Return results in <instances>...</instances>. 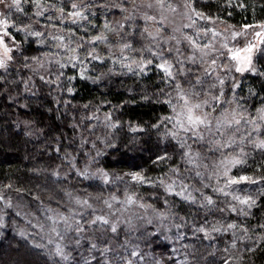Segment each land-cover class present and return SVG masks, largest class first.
<instances>
[{"label": "snow or ice", "instance_id": "1", "mask_svg": "<svg viewBox=\"0 0 264 264\" xmlns=\"http://www.w3.org/2000/svg\"><path fill=\"white\" fill-rule=\"evenodd\" d=\"M130 2L132 7L127 8L122 3H113L112 0L87 5L83 0H71L70 5L56 7L55 10L61 14L57 17L60 24L67 21L77 25L84 33H88L86 25L90 23L86 12L92 8H118L122 14L126 13L123 15V21L136 20L139 13V18L145 22L139 36L141 40L147 41L140 47H136L138 41L134 33L126 31L125 24L120 21L115 28L105 23L102 31L89 34L87 39L85 35H77L71 29H68L66 36L63 29L46 36L44 32L33 30L31 25L25 24L24 27L16 28L17 32H23L26 38L31 37L32 42L40 45L51 41L48 47L56 49L55 52H45L42 58L25 56V61L30 59L32 63H25L24 66L32 68L35 65L33 71H36L45 68L46 63L50 66L55 65V81L49 80L45 83H56L71 99H75L76 85L72 83L74 80L98 84L107 75L115 74L113 70L117 65L127 73L141 78L147 76L154 68L163 86L155 93L144 89L140 99L143 103L164 105L170 113L151 122L147 120L138 123L128 122L125 131L124 124L113 117V112L137 102L135 90L129 89L131 94L123 104L112 105L111 109L104 111L102 123L108 132L103 138L97 137L105 148L113 149L108 155H116V164H122L128 170L120 168L118 171H111L114 165L106 161L99 166L102 163L99 158L104 157L105 152L97 148L95 142L92 144L95 156L88 157L83 169L77 167L78 161L70 153H65L64 156V160L70 165V171L75 170L76 177L99 181V184L92 186L98 193L110 190L112 186H116L117 191H120L122 186L123 199L115 193L110 194L108 198H103L99 194L81 197L65 190L64 195L74 207H69L68 215L55 212L54 217L49 216L48 219L53 220L54 224L63 221L65 232L74 230L77 234L75 239L77 246L80 245L83 234L91 232L88 240L89 255L81 257L82 264H138L136 258H139L140 264H166L162 258L144 260L145 254L138 251L139 245L129 249L130 241L126 240L124 244H119L118 236L121 225L126 232L132 233L138 231V222L152 225L159 221L163 224L174 215L175 201L169 202L167 197H179L190 208L195 206L197 210L205 211L202 221L192 217H181L184 226L191 220L193 235L199 234L203 239H209L213 233L220 234L232 230L233 242L225 247L224 251L228 253V257L222 258V264H243L242 251H232L237 249L236 241L239 240L244 245L248 254L264 251V223L259 224L262 230L259 236L244 228L237 237L236 223L225 224L222 219L212 222L208 220V214L215 210L221 214L227 212L248 217L254 215L252 210L257 207V196L264 198V97L260 98L259 106H255V113L250 112L245 105L248 99L257 93L249 88L247 97L238 98V89L241 85L235 75L252 73L264 79V71L258 70L255 63L258 59H264V22L246 24L242 26V30H237L235 25H228L226 30L228 34L217 40L216 38L222 34L216 30L210 15L206 16L203 11L197 10L195 0H179L177 4H173L171 0H142L140 4H137L136 0ZM224 3L226 8L248 7L247 3H242L241 0H224ZM0 4L6 9L3 18H0V68L6 69L16 58L17 52H21L23 43L18 45L15 39L10 38L14 25L10 23L9 14L26 11L23 5L30 4L37 9L34 15L39 17L44 14L48 5L44 0H0ZM68 7L71 10L64 15ZM145 8L155 10L159 19L156 15L144 12ZM172 14L178 16L181 22L172 28V35L162 39V28L167 31L164 26L171 23L169 16ZM200 20L213 24V27H202L198 24ZM249 28L255 42L248 40L243 46H239L237 38L246 36ZM183 29H191L193 34H186ZM109 34L118 37L115 43ZM201 37L207 42H201ZM229 38L236 43L229 44ZM129 53L137 55L132 56ZM109 62L111 67L100 75H92L87 67L88 64H92L94 68L97 64L104 67ZM187 65L196 66L199 71L193 72ZM69 66L74 70L72 75L63 71ZM65 76L66 82L62 79ZM41 80H44L43 75ZM71 99L65 100L64 103L70 104ZM104 103L108 104L110 101L105 100ZM82 107L89 109L88 104ZM93 107L95 112L86 119L99 120L96 113L101 110V106ZM115 133H122L118 143L112 139ZM153 136H156L155 142L152 140ZM80 143L83 146L87 141L81 138ZM121 147L127 151L121 152ZM62 150V147L57 149ZM128 152L148 153V161L156 167L178 155L181 162L186 165L184 171L192 173L191 178L198 181L199 186L186 183L179 166L169 167L164 177L153 178L148 175L151 169L145 167L148 161L137 162L141 158L129 156ZM254 152H259L261 157L259 161H255ZM250 158L255 163L253 175L248 174V169L253 167L249 163ZM93 166L95 169L91 171ZM173 176L180 180L179 186ZM51 177L53 183H59L62 179L60 171L56 169L52 171ZM63 179H67V173ZM256 185L260 186L257 196L247 192L243 195L237 194L246 186ZM141 188L145 191L160 189L163 192L162 210L155 204L144 202V197L138 192ZM221 196L225 198L223 201L218 199ZM229 197L231 201L228 200ZM0 199H3L2 195ZM93 201L102 203L103 207L98 211ZM220 204L224 206L220 207ZM5 206L11 207V202H6ZM137 209H142L143 212H137ZM2 221L3 218L0 217V227H3ZM175 226L180 228L182 225L178 223ZM51 230L55 231V227ZM20 235L23 236V232ZM143 235L144 233H141V237ZM151 235L153 234L150 233L149 236ZM246 240L250 243H246ZM114 244H119V248L124 249L127 255H121ZM32 247L41 249L42 245L33 244ZM48 255L59 257L64 264L69 261L68 252L59 243L56 244L54 253L49 250ZM209 255L214 256L215 253ZM16 264H27V261L18 260ZM183 264H198V261L190 262L186 259Z\"/></svg>", "mask_w": 264, "mask_h": 264}, {"label": "trees", "instance_id": "2", "mask_svg": "<svg viewBox=\"0 0 264 264\" xmlns=\"http://www.w3.org/2000/svg\"><path fill=\"white\" fill-rule=\"evenodd\" d=\"M70 2L71 0H44L48 8L39 17L34 15L37 9L30 4L23 5L26 11L10 13V23L14 25L10 38L15 39L18 45L23 43L21 52H17L16 58L3 72H0V195L3 196V199H0V217L3 218V227H0V254L1 250H6L9 256L16 254L19 249H15L14 245L18 244L22 249L27 248L29 254L41 264H64L59 257L48 255L49 250L54 253L58 243L64 246L65 251L69 254L67 264H82L81 257L89 255L90 231L83 234L80 245L77 246L75 243L76 232L74 230L65 232L63 221L58 223L57 235L50 233L46 226L49 216L54 217L55 212L68 215L69 207H74L64 195L65 190L74 196L81 197H87L88 194H92V196L99 194L103 198H108L110 194L115 193L120 199H123L122 186L120 191H117L116 186H112L110 190L98 193L92 187L99 184L98 180H83L76 177L75 170L70 171V165L64 160L65 153H70L75 157L78 161L77 167L83 169L88 157L95 156V151L92 149V144L95 142L97 148L103 149L105 152V156L99 158L102 162L99 166H102L106 161L114 165L111 171H118L120 168L127 171L128 169L122 164H116V155H108L113 152V149L105 148L97 140V137L103 138L108 132L102 123L104 111L111 109L112 105L123 104L131 94L129 89H133L137 102L113 112V117L124 124L125 131L128 122L138 123L144 120L151 122L160 116L170 114L166 106L143 103L140 99L144 89L155 93L159 87L163 86L159 74L154 68L147 76L141 78L127 73L117 65L113 70L115 74L107 75L98 84L74 80L72 83L76 85L75 99H71L66 91H62L56 83H45L49 80L55 81V65H49L47 74L39 72L37 69L33 71L35 65L32 68L24 66L25 63H32L30 59L25 61V56L42 58L45 52L56 51V49L48 47L51 41L40 45L32 42L31 37L26 38L23 32L16 31V28L24 27L25 24L31 25L33 30L44 32L46 36L52 32H60L61 29L66 36L68 29H71L77 35H85L87 39L89 34L102 31L105 23L115 28L117 22L120 21L125 24L126 31L134 33L138 41L136 47L147 43L139 36V32L145 25L144 20L139 18V13L136 20L123 21V15L126 13L122 14L118 8L88 10L86 12L90 18V23L86 25L88 33L82 32L77 25H72L67 21L60 24L57 17L61 14L55 8L70 5ZM92 2L100 3L103 0H83L86 5ZM112 2L122 3L127 8L132 7L130 0H112ZM241 2L247 3V9L236 6L226 8L224 0H195L197 10L203 11L206 16L210 15L214 22L235 25L237 29H241L246 24L264 22V0H241ZM136 3H142V0H136ZM70 10V7L66 8L64 15ZM143 11L145 12V9ZM198 24L208 27L202 20L198 21ZM92 25L96 27L93 28ZM162 33V39L172 35L169 31H164V28H162ZM109 35L115 43L118 37ZM201 41L207 42L203 37H201ZM165 51H167V46H165ZM129 55L136 56L137 53H129ZM255 63L258 70L264 71V59H258ZM87 67L91 70L92 75H100L101 72H107L111 63L109 62L104 67L99 64L95 68L92 64H88ZM187 67L192 68L193 72L199 71L196 66L187 65ZM63 71L68 75H72L74 72L71 66ZM42 75L44 80H41ZM62 79L66 82V76ZM236 79L241 85L238 89V98L247 97L249 88L254 89L257 93L256 96L249 98L245 105L254 114L255 106H259L260 98L264 97V87H262L264 79L254 76L252 73L236 75ZM69 99H71V103L65 104L64 101ZM105 100L110 103L105 104ZM241 102L243 103V100ZM85 104L89 105V109L82 107ZM93 105L101 106V110L96 113L99 120L86 119L92 112H95ZM73 125L76 127L74 128ZM121 135L122 133H115L112 139L118 143ZM81 138L87 141L83 146L80 143ZM152 140L155 142L156 136H153ZM61 147L63 150L57 151ZM120 151L126 152L127 149L121 147ZM128 155L140 157L141 159L137 160L140 163L148 161V153L133 154L128 152ZM253 156L255 161L261 159L259 152H254ZM173 161L175 162L173 163ZM249 163L253 167L248 169V174L253 175L255 163L251 158ZM177 166L180 168L182 178H186V183L199 186V182L191 178L193 174L184 171L186 165L181 162L178 155L159 167L153 166L151 161L145 164L146 168L151 169L148 175L153 178L164 177L169 167ZM54 169L60 171L62 179L59 183L52 182L51 173ZM94 169L95 166L90 170L94 171ZM65 173H67V179H63ZM173 179L177 178L173 176ZM179 183L180 180L177 179V186ZM9 186L11 187L9 188ZM259 187V185L246 186L237 194L243 195L247 192L257 196ZM138 192L144 197L145 203L155 204L162 210L164 194L160 189L145 191L141 188ZM154 195L156 199H154ZM167 199L169 202L175 201L174 215L170 216L163 224H160L159 221L152 225L138 222V231L132 233L126 232L124 226L121 225L118 236L119 244H124L126 240H129V249L134 245H139L138 251L145 254L144 260L147 261L152 258H162L166 264H183L186 259L190 262L198 261V264H222V258L228 257V253L224 249L233 242L232 230L220 234L213 233L209 239H203L199 234L193 235L191 220L188 221L187 226H184V220L180 218L192 217L202 221L205 211L197 210L195 206L190 208L179 197L168 196ZM218 199L223 201L225 198L221 196ZM228 200L231 201V198L229 197ZM8 201L11 202V207L5 206ZM93 204L98 211L103 207L102 203L96 201H93ZM219 206L223 207L224 205L220 204ZM136 211L143 212L140 209ZM252 211L254 215L240 217L233 213L221 214L214 210L208 214V220L215 222L222 219L225 224L236 223L238 225L237 237L241 235V230L244 228H248L251 232H255L256 236H259L262 231L259 224L264 223V198L257 196V207ZM178 223L182 225L180 228L175 226ZM166 225L171 227L169 234L164 232ZM21 232H23V236L20 235ZM141 233H144L143 237H141ZM150 233L153 235L149 236ZM109 235L111 234L109 233ZM165 237L170 239H165ZM176 237H178V241H175ZM245 242L250 243L247 240ZM236 243L237 249L232 251H242L243 264H264V251L248 254L239 240ZM33 244H40L42 248H33ZM119 244H114V247L121 255L126 256L127 253L124 249L119 248ZM209 253H215V255L212 256ZM136 259L140 264L139 258Z\"/></svg>", "mask_w": 264, "mask_h": 264}, {"label": "rangeland", "instance_id": "3", "mask_svg": "<svg viewBox=\"0 0 264 264\" xmlns=\"http://www.w3.org/2000/svg\"><path fill=\"white\" fill-rule=\"evenodd\" d=\"M171 2L173 4H177V3H179V0H171ZM5 12H6V9H5L4 5L0 4V18H3V13H5ZM145 12H147L149 15H156V18L159 19V15H158V13L155 10L145 8ZM169 20L171 21V23L166 24L164 27L167 29V31H169L170 34H173L172 33V28L176 24L180 23L181 20H180V18L178 16H175L174 14L169 16ZM202 22L204 24L208 25V27H213V24L207 23V22H205L203 20H202ZM214 26H215L216 30L219 31L222 34L221 37H217L216 38L217 40L222 39L223 35H227L228 34V31H226L228 25L222 24L220 22H214ZM237 30H242V28L241 29H237ZM183 31L186 34H189V35L193 34L191 29H183ZM237 40H238L239 46H243L245 44V42L248 41V40H251V41L255 42V37L252 35V30L249 28L248 29V34L246 36L242 35V36L238 37ZM201 42H203V41H201ZM228 42H229V44L236 43V41H232L230 38H229ZM178 46L181 47V48L184 47V45H178ZM217 46H218V44H217ZM34 67L36 68V66H34ZM48 69H49V65L46 63L45 64V68L37 69V71L42 72L44 74H47ZM4 70L5 69L0 68V72H3ZM235 75L241 76V74H235ZM140 210L142 211V209H140ZM127 214L128 213H125V215H127ZM117 215H119V212H117ZM48 220L49 221L46 222V226L49 229V232L52 233L53 235H57L58 234L57 230H58V226H59L58 225L59 221L54 224L53 220H51V219H48ZM53 227H55V231L51 230ZM169 228H171V227H168L167 225L165 226L164 229L166 231H164V232H166V234H169L168 232L171 231V229H169ZM168 239H170V238H168ZM176 240L178 241V237L175 238V241ZM14 248L15 249H19V250H18V252L16 254L11 255V256H9V254H8V252L6 250H1V254H0V262H1V264H16V262L18 260L27 261V264H41L40 262H38L36 259H34L29 254V250L27 248L22 249V248H20V246L18 244H15Z\"/></svg>", "mask_w": 264, "mask_h": 264}]
</instances>
